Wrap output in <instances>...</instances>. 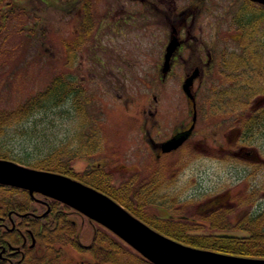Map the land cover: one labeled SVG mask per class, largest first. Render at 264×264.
<instances>
[{
	"label": "rangeland",
	"instance_id": "obj_1",
	"mask_svg": "<svg viewBox=\"0 0 264 264\" xmlns=\"http://www.w3.org/2000/svg\"><path fill=\"white\" fill-rule=\"evenodd\" d=\"M202 1L199 11L195 0H178L183 8L186 5L195 8L191 7L178 19L171 8L164 14L157 6H150L144 24L141 17L135 15L133 31L117 32L111 27V18L116 15L111 0H0V110L16 109L57 76L72 75L74 86L81 89L76 107L67 102L39 110L21 123L7 125L0 133V141L15 153H28L31 158L45 155L48 148L44 145L49 142L56 146L68 144L62 149L63 160L82 154L95 162L97 157L107 155V168L123 181L128 180L134 170H157L161 166L166 176H170L171 170L176 169L177 177L168 185L194 186L200 194L226 188L239 197L255 193L253 201L249 198L242 205L236 204L232 212L239 211L240 207L252 209L259 202L264 212V122L255 126L256 119L253 124L248 120L251 112L244 116L239 108L229 112L208 111L206 96L212 83L210 75L200 85L197 133L188 140L189 147L182 146L156 159L142 135V121L149 115L146 110L153 105L163 122L158 138L164 137L175 121L191 118L190 102L183 86L185 73L192 72L199 54L207 56L212 48L216 56L214 69L219 68L213 74H221L214 76L216 88H230V101L238 100L239 69L233 68L239 64L224 66V60L240 57L245 46L259 40L264 33V16L258 17L251 26L237 22L243 10H257L264 15V3ZM11 6H14L12 10ZM143 10L142 7L140 12ZM194 10L197 12L192 14ZM100 15L105 19L97 32ZM83 23H88L86 26L91 29L88 33H84ZM172 25L183 29L182 36L188 44L164 78L161 65ZM241 27L246 32L243 40L235 37ZM228 72L234 75L228 77ZM188 89L191 93L192 82ZM77 144L80 145L78 152L74 150ZM222 145L229 150L222 156L211 152L212 148L221 150ZM242 146L254 150L260 159L239 155L237 152ZM190 147L195 149L192 155ZM87 159L74 158L76 169L88 166ZM236 217L237 222L240 216ZM246 219L238 223L245 224ZM236 232L246 233L247 230ZM118 244L119 249L131 248L122 240ZM126 256L132 257L129 253Z\"/></svg>",
	"mask_w": 264,
	"mask_h": 264
},
{
	"label": "flooded vegetation",
	"instance_id": "obj_2",
	"mask_svg": "<svg viewBox=\"0 0 264 264\" xmlns=\"http://www.w3.org/2000/svg\"><path fill=\"white\" fill-rule=\"evenodd\" d=\"M195 1V7L199 10L201 8L199 4L203 1ZM249 1L257 4V1ZM111 2L114 12H116V15L111 18V27L117 32L133 31L135 15L137 18L141 17L140 21L144 24L146 11L150 6L153 8H155L154 5L157 6L164 14L168 8H171L176 16L175 19L183 16L192 7L186 5L183 8L181 4H178V0H111ZM119 2L121 3L120 6ZM142 7L144 10L140 12ZM197 10L191 13L195 14ZM137 11L138 13H136ZM263 16L257 10L254 12L243 10L238 15L239 20L237 22L239 21L245 27L246 25L251 26L256 20L258 21V17L261 19ZM104 17L103 15L98 17L97 32H99ZM87 24L83 23L85 26L84 33L91 30L90 27L86 26ZM239 25L237 26L239 27ZM170 27L168 42L172 37H175L179 44L171 57L170 68L166 74H162L164 78L170 74L179 52L188 44L186 38L182 36V28H178L176 25ZM239 31L240 33L235 37L241 40L240 38H244L246 32L244 33L243 28ZM258 39L245 46L244 52L239 55L240 57H227L224 60V66L239 64V67L233 68L239 69L237 74L241 87L238 100L234 103L230 101V88H216L217 83L214 76L217 77L221 74H213L219 68L214 69L216 56L213 55L214 50L212 48L207 56L199 54L196 57L190 73L193 75L192 97L186 93L190 102L191 118L189 120L175 121L170 131L164 137L158 138L157 135L161 134L163 122L157 116V107L153 105L146 110L149 115L145 116L142 121V135L156 159L173 153L182 146L189 147L191 145L188 140L197 133L200 85L204 83L208 75L212 77L209 96H206L208 97L206 105L208 111L229 112L232 108H239L244 116L245 113L251 112L254 118L251 115L248 120L253 124L256 119L255 126L264 122V74L262 73V70L264 71V33H261ZM228 73V77L234 75ZM189 75L185 73V79ZM243 86H248V88ZM154 97L157 96L154 95ZM195 110L196 120L194 121ZM245 118L243 131L246 134L247 120ZM153 129H156L154 133ZM178 138H183V140L176 145H173L175 143H168L170 139ZM222 146L221 150L212 148L211 152L222 156L225 151H229L228 147ZM193 150L195 149L190 147L189 153L191 155ZM237 153L242 156H250L249 158L252 160L260 159L254 150L249 151L244 146L239 148ZM84 156L81 154L74 157L89 158L87 159L88 166L84 168L76 169L72 160L68 161L62 169L49 170L63 173L101 190L141 221L180 241L246 235L236 232L246 230L238 221L263 212L260 208L261 202L256 203L255 207L251 204V208L254 210L240 207L239 211L232 212L236 208V204L242 205L246 200L249 201V198L253 201L256 198L255 193H246L239 197L232 192V189L226 188L218 192L205 191L200 194L194 186H186L185 184V188H182L180 184L168 185V183L175 181L177 170H171L170 176H166V170L161 166L157 170L144 169V171H140L141 173L139 170H134L130 174V178L123 181L114 171L107 168L109 164L107 155L97 157L95 162V159L90 156ZM236 215L240 216L237 222L234 221L235 218L237 220ZM227 231H235L238 234L230 236V234L225 233ZM120 240L130 245L102 222L67 202L39 190L31 191L24 186L0 182V264H156L131 245L130 249H124V247L119 249L118 241ZM132 251L136 255L131 254ZM127 253L132 257H127ZM229 253L243 255L236 252Z\"/></svg>",
	"mask_w": 264,
	"mask_h": 264
},
{
	"label": "water",
	"instance_id": "obj_3",
	"mask_svg": "<svg viewBox=\"0 0 264 264\" xmlns=\"http://www.w3.org/2000/svg\"><path fill=\"white\" fill-rule=\"evenodd\" d=\"M255 1L264 3V0ZM178 44L176 38L172 37L166 46L164 74L171 66V57ZM192 78L193 75H189L183 84L189 97H192L188 89ZM193 120H196V110ZM173 139L168 143L176 145L183 140ZM0 182L24 186L31 191L39 190L69 203L115 231L156 264H264L262 257L226 253L174 239L135 217L101 190L60 172L0 157Z\"/></svg>",
	"mask_w": 264,
	"mask_h": 264
},
{
	"label": "trees",
	"instance_id": "obj_4",
	"mask_svg": "<svg viewBox=\"0 0 264 264\" xmlns=\"http://www.w3.org/2000/svg\"><path fill=\"white\" fill-rule=\"evenodd\" d=\"M44 1V0H41ZM14 6H11V10ZM1 9H3L1 7ZM1 13H3L1 11ZM72 75L57 76L45 88L38 90L31 94L27 99L21 103L16 109L6 111L0 110V133L4 132L7 125L21 123L29 116L37 113L39 110H49L55 106L63 105L70 102L73 108L79 105L81 89L75 87L73 84ZM70 108L66 109L68 112ZM81 117V115H80ZM64 144V143H63ZM62 143L56 146V143H47L46 148L48 152L45 155H40L37 158H31L26 154H17L12 149L8 148L2 141H0V157L10 158L19 162L41 167L44 169H62L66 165V161H72L74 157L70 156L63 160V147H68ZM34 146V145H33ZM38 148V144L35 145ZM41 147V146H39ZM79 144L74 149L78 152ZM68 151V150H67ZM242 224L247 230L246 235L238 236L230 234V236L237 237H223L217 239H197L192 241H183L200 247L211 248L224 252H236L243 255L264 256V212L253 214L250 218L245 220Z\"/></svg>",
	"mask_w": 264,
	"mask_h": 264
}]
</instances>
